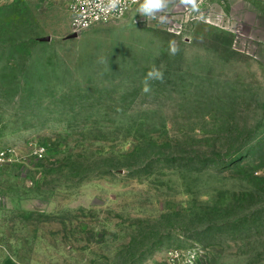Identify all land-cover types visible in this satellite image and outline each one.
<instances>
[{"label":"rangeland","instance_id":"1","mask_svg":"<svg viewBox=\"0 0 264 264\" xmlns=\"http://www.w3.org/2000/svg\"><path fill=\"white\" fill-rule=\"evenodd\" d=\"M67 4L0 0V264H264V0H143L71 39Z\"/></svg>","mask_w":264,"mask_h":264},{"label":"built area","instance_id":"2","mask_svg":"<svg viewBox=\"0 0 264 264\" xmlns=\"http://www.w3.org/2000/svg\"><path fill=\"white\" fill-rule=\"evenodd\" d=\"M143 0H68L67 9L70 15V31L81 33L82 31L100 24L119 21L139 7ZM166 13L152 12L139 19L142 23L150 21L162 22L169 32L180 35L183 29V21L178 19L164 20ZM205 21L219 28H224L232 32L233 46L239 45L243 34L239 28L233 26L227 19L219 14L205 16ZM36 157L43 156V149H36ZM16 155L14 148H6L0 151V168L12 160ZM200 248L193 247H173L164 253L163 258L158 264H196Z\"/></svg>","mask_w":264,"mask_h":264},{"label":"clouds","instance_id":"3","mask_svg":"<svg viewBox=\"0 0 264 264\" xmlns=\"http://www.w3.org/2000/svg\"><path fill=\"white\" fill-rule=\"evenodd\" d=\"M149 3L152 4L154 7H163L164 0H149Z\"/></svg>","mask_w":264,"mask_h":264},{"label":"water","instance_id":"4","mask_svg":"<svg viewBox=\"0 0 264 264\" xmlns=\"http://www.w3.org/2000/svg\"><path fill=\"white\" fill-rule=\"evenodd\" d=\"M76 36H77V34L76 33H73L72 35L68 36L67 38L71 39V38H75ZM41 40L48 41L49 40V37L41 38Z\"/></svg>","mask_w":264,"mask_h":264}]
</instances>
